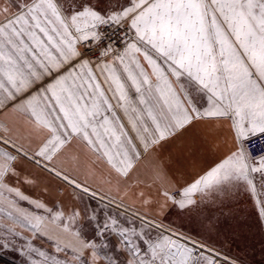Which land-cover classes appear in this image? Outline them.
Returning a JSON list of instances; mask_svg holds the SVG:
<instances>
[{"label":"snow or ice","instance_id":"snow-or-ice-1","mask_svg":"<svg viewBox=\"0 0 264 264\" xmlns=\"http://www.w3.org/2000/svg\"><path fill=\"white\" fill-rule=\"evenodd\" d=\"M0 264H264V0H0Z\"/></svg>","mask_w":264,"mask_h":264},{"label":"crops","instance_id":"crops-1","mask_svg":"<svg viewBox=\"0 0 264 264\" xmlns=\"http://www.w3.org/2000/svg\"><path fill=\"white\" fill-rule=\"evenodd\" d=\"M226 140H227V135L221 134L217 138L216 142L218 145H220L222 147L223 142ZM145 192H146V194H153L154 195V192H151L148 189H145ZM137 206H139V201H137ZM239 215L244 217V220L242 221V223L252 225L251 233L255 235L256 249L258 252V250L260 248L261 235L259 233L258 226H256V217H255L254 208H253L252 204L250 202H247V201L243 202L240 206V209H239ZM256 258L259 259V255H257Z\"/></svg>","mask_w":264,"mask_h":264}]
</instances>
